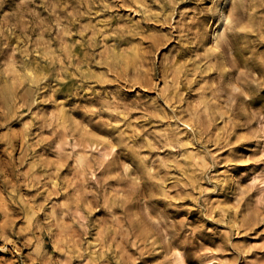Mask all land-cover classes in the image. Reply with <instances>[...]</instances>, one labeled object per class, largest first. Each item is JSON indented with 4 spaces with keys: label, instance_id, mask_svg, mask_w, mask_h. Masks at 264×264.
Returning <instances> with one entry per match:
<instances>
[{
    "label": "rangeland",
    "instance_id": "1",
    "mask_svg": "<svg viewBox=\"0 0 264 264\" xmlns=\"http://www.w3.org/2000/svg\"><path fill=\"white\" fill-rule=\"evenodd\" d=\"M259 177L264 0H0V264H264Z\"/></svg>",
    "mask_w": 264,
    "mask_h": 264
},
{
    "label": "bare ground",
    "instance_id": "2",
    "mask_svg": "<svg viewBox=\"0 0 264 264\" xmlns=\"http://www.w3.org/2000/svg\"><path fill=\"white\" fill-rule=\"evenodd\" d=\"M244 1L245 0H237V3L238 4H244ZM220 7V6H219ZM219 13H220V18L221 20H227L228 17L226 14H224L225 12L223 11V7L221 6L219 9H218ZM230 19V18H229ZM231 21V20H230ZM229 23V22H228ZM122 56V55H121ZM120 57V56H119ZM33 79V76L31 77ZM34 80V79H33ZM62 114V113H61ZM61 116V115H60ZM258 180H260L261 184H263V188H264V177L263 178H257ZM256 180V179H255Z\"/></svg>",
    "mask_w": 264,
    "mask_h": 264
}]
</instances>
